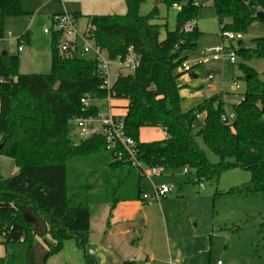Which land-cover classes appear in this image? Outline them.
<instances>
[{
    "label": "trees",
    "instance_id": "16d2710c",
    "mask_svg": "<svg viewBox=\"0 0 264 264\" xmlns=\"http://www.w3.org/2000/svg\"><path fill=\"white\" fill-rule=\"evenodd\" d=\"M141 1L124 0V15L85 16L96 44L109 58L125 54L128 47L139 57L135 70L118 75L110 88L113 99L127 100L123 126L137 143V160L147 168H190L198 184L217 180L226 170L242 169L250 173L249 182L226 193L264 198V71L245 63L264 59V36L247 44L236 39L238 48L231 46L242 60L238 67L244 88L231 105L234 118L223 122L221 93L191 109L181 108L178 80L186 72L178 68L200 35L196 25L191 31L183 26L195 19L201 5L193 0L182 3L175 29L165 30L159 40L162 26L151 23L157 9L140 16ZM157 1L167 6L177 2ZM211 7L220 32L243 35L254 21L264 24V17L258 19L251 12L252 7L263 10L264 0H212ZM21 14L19 0H0V39L4 18ZM51 42L48 74H20L17 55H0V154L16 167L8 178H0V236L5 247L0 264H26L35 235L49 236L43 261L57 254L69 238L86 250L91 203H108L111 208L121 201L145 203L140 169L130 164L120 147L106 148L101 135L77 141L73 133L71 118L97 111L94 105L84 110L80 99L106 96L93 58L60 54L55 34ZM141 128H159L166 135L142 142ZM195 136L218 156V163L208 161ZM25 212L39 221L36 227L23 219ZM84 258L85 264H94L88 253Z\"/></svg>",
    "mask_w": 264,
    "mask_h": 264
},
{
    "label": "rangeland",
    "instance_id": "374dc122",
    "mask_svg": "<svg viewBox=\"0 0 264 264\" xmlns=\"http://www.w3.org/2000/svg\"><path fill=\"white\" fill-rule=\"evenodd\" d=\"M41 0H19L20 8L24 12L18 16H8L3 21V37L0 39V54L6 52L8 55H18L19 65L17 72L20 74H48L51 70V41L52 23L47 15L62 11L64 3L69 2L72 6H78L81 11L96 10L93 15H124L126 6L124 0H49L40 7ZM187 1V0H185ZM167 6L164 2L157 0H142L137 9L140 16L148 15L154 8L157 16L151 23L159 24V40L165 36V30H173L176 26V14L178 7L185 3ZM194 2L196 0H193ZM212 0H205L195 16L196 28L200 35L195 46L188 50L184 63L188 65L197 64L192 69L199 75L196 80L187 79L184 74L178 84L181 86L179 94L182 98V110H188L203 100L208 92V86L223 90L226 100L225 111H231V105L240 99L243 92V82L240 79L243 72L238 64L242 60L236 56L235 62L227 60H212V56L218 54V49L231 45L233 49L238 48L236 40L227 41L220 37L219 27L214 11L211 7ZM85 16V14H83ZM44 29L49 30L44 33ZM11 33V38L6 36ZM27 32L29 44L25 41L22 50H17L19 36ZM264 36V24L254 21L243 34V42L249 43L255 37ZM82 57L88 55L78 54ZM257 72L264 71V59H252L245 62ZM179 69V68H178ZM192 70V71H193ZM116 71L112 68V74ZM125 73V72H122ZM208 74L212 79L205 81ZM183 78L187 84L183 83ZM238 84L237 89H232V81ZM191 88L194 96H187V90ZM211 92V91H209ZM95 102V101H94ZM202 118V117H200ZM161 129L141 128L138 139L149 142L161 139ZM200 148L204 150L205 156L212 164L218 163L216 154L211 152L203 143L200 136H195ZM14 168L12 159L0 154V178H8ZM183 168L162 170L158 177H146L141 175V186L145 194H151L153 186H171V190L164 197L147 199L150 203V212L153 215L151 223L143 230V240L156 234L163 240L166 236L177 234L178 236L198 235L203 237L194 247L201 252L200 259L211 262L220 261L221 264H264V198L261 194L235 195L226 192L234 187H239L249 182L250 173L242 169H230L222 172L218 179L203 180L198 184L194 171L187 168L185 174ZM91 208L92 213L99 207ZM49 239V236L45 237ZM133 240H137L136 234ZM2 237L0 236V252L3 250ZM44 246L37 243L34 246L36 257L42 259ZM87 251L91 257L90 246ZM85 250L76 246L73 238L67 239L61 251L57 255L48 257L46 264H85ZM105 261V259H104ZM101 264V263H99ZM105 264V263H102ZM155 264V262L153 263Z\"/></svg>",
    "mask_w": 264,
    "mask_h": 264
},
{
    "label": "crops",
    "instance_id": "0c3cea01",
    "mask_svg": "<svg viewBox=\"0 0 264 264\" xmlns=\"http://www.w3.org/2000/svg\"><path fill=\"white\" fill-rule=\"evenodd\" d=\"M196 1L202 3L205 2V0ZM48 2L49 0H41L37 8L39 9L40 7L46 5ZM61 12L76 14L78 24L80 26H84L89 22L87 17L85 16L96 14L97 11L94 10L91 13H89L90 11H81L78 6H72L71 4H69V2H66L64 3ZM83 14H85V16ZM53 15L54 14L47 15L49 21ZM6 36L8 38H11V33L8 31L6 33ZM19 37H23V39L29 44L30 41L27 32L21 34ZM241 39H243V35H241ZM192 70L193 69H191L192 78H188L187 76V79L196 80L199 75L194 70ZM183 76L184 75H182L180 78H182ZM183 83L187 84V80L185 78H183ZM190 91L191 88L187 90V96H194V94L189 95ZM216 93H221L223 102L226 100L225 94L223 93L222 89L212 87L210 85L208 86V92L203 97V100ZM238 101L239 100H237V102ZM94 104L98 108V110H104L105 105L103 104V102L96 101ZM110 105L111 113L113 115L123 116L125 114L127 100L112 99ZM201 117H203V114L201 115ZM161 135V139H163L164 132L162 130ZM12 170L14 173L16 171V167L14 166ZM164 196L165 195H163L162 197ZM94 206L95 208L96 206L99 207V210L95 211V214L91 212V208ZM150 207V203L145 204L141 201H121L118 202L113 208H111L110 204L108 203H91L89 205L90 217L89 232L87 235V246H90L91 258L94 259V264H122L126 261L138 262L139 264H153L154 262L155 264L214 263L209 260L199 258V256H201V252H199V249L195 250L194 247H197L198 242L200 240L202 241L203 237H199L198 235L178 236L177 234H171V236H166L163 243V240L159 237V235L153 233L150 238H146L147 241L145 242L143 240V235H141V230H143V228L150 224L151 220L153 219V215L150 212ZM36 223L38 224L39 221H36ZM135 234L137 236L136 241L133 240V236ZM45 240L49 239H43L42 237L35 235L33 238V249L37 243H42V245L44 246L43 250L45 251L47 249ZM87 246L85 253L89 254V252L87 251ZM59 252L57 254H59ZM4 254L5 247H3V250L0 252V257H3ZM46 259L43 261V264L47 263Z\"/></svg>",
    "mask_w": 264,
    "mask_h": 264
},
{
    "label": "built area",
    "instance_id": "2783aa9c",
    "mask_svg": "<svg viewBox=\"0 0 264 264\" xmlns=\"http://www.w3.org/2000/svg\"><path fill=\"white\" fill-rule=\"evenodd\" d=\"M185 0H177L173 5L179 4ZM195 4L204 5L202 2H194ZM259 11H263L260 7L257 8ZM52 23L51 33L57 35V49L60 54L72 55V54H84L91 56L95 63L97 74L101 77L100 88L106 91V96L103 99L90 98L88 96L80 99V103L84 110L89 106L94 105L96 101L103 102L105 105L104 110L96 111L94 115H80L71 118L70 123L73 128V133L76 136V140H85L89 137L101 135L106 141V148L113 149L116 146L120 147L126 155L127 160L134 167L140 169V175L146 177H158L161 175L162 169L158 167H144L137 160V143L134 139L127 136L124 131L122 116H115L111 113V100L113 99L110 94V88L115 82L116 78L120 74L131 73L139 64V57L133 52L132 47H128L125 54L118 55L111 59L108 57L105 50L101 49L96 44L93 35V26L88 22L84 26L78 24V19L74 14L68 12H61L54 14L50 18ZM195 27V21L190 20L183 26L185 31H191ZM49 30L44 29V33H48ZM9 35V34H8ZM220 37L227 41H232L241 38V34L232 33L228 31L220 32ZM23 37L18 40L17 50L21 51L24 44ZM218 54L212 56V60H227L230 63H234L236 55L231 47L224 46L222 43L218 49ZM193 65V64H192ZM115 67L116 71L112 74V68ZM178 71L188 73L191 71V65L182 64ZM125 72V73H122ZM212 74H208L205 81L212 79ZM232 88L237 89L238 84L233 80ZM195 92L190 91L189 95H193ZM95 101V102H94ZM234 118V114L226 112L222 114L221 120L228 122ZM164 132V131H163ZM164 132V136H165ZM119 155V153H118ZM187 172V167H184L182 173ZM171 186L161 185L158 187L153 186L151 194H142V199H156L160 196L166 195L170 192ZM212 264H221L220 261H216Z\"/></svg>",
    "mask_w": 264,
    "mask_h": 264
},
{
    "label": "water",
    "instance_id": "95a60500",
    "mask_svg": "<svg viewBox=\"0 0 264 264\" xmlns=\"http://www.w3.org/2000/svg\"><path fill=\"white\" fill-rule=\"evenodd\" d=\"M251 12L252 15L258 19H262L264 17V12L257 10L256 8L252 7L251 8ZM1 55H6L5 52H2ZM188 78H192V72L189 71L187 73ZM2 145L0 144V149H1ZM23 219L28 222L31 223L34 227H36V221L35 219L28 213H23ZM46 252V250H45ZM44 252V254H45ZM44 254L42 256V259H38L36 258L35 255V250L32 248V250L29 252L28 257H27V261L26 264H43V258H44Z\"/></svg>",
    "mask_w": 264,
    "mask_h": 264
}]
</instances>
